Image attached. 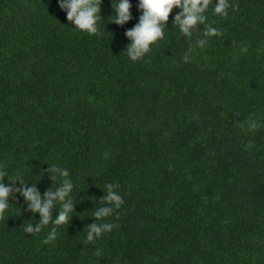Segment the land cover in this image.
I'll return each instance as SVG.
<instances>
[{
	"label": "trees",
	"instance_id": "1",
	"mask_svg": "<svg viewBox=\"0 0 264 264\" xmlns=\"http://www.w3.org/2000/svg\"><path fill=\"white\" fill-rule=\"evenodd\" d=\"M130 2L121 27L102 0L88 34L58 0H0V167L42 195L60 182L51 165L67 170L75 210L45 242L52 225L25 233L40 216L14 193L0 264H264V0H228L225 16L210 3L220 34L203 48L204 26L180 35L174 9L136 62ZM108 183L115 227L86 243Z\"/></svg>",
	"mask_w": 264,
	"mask_h": 264
},
{
	"label": "clouds",
	"instance_id": "2",
	"mask_svg": "<svg viewBox=\"0 0 264 264\" xmlns=\"http://www.w3.org/2000/svg\"><path fill=\"white\" fill-rule=\"evenodd\" d=\"M58 3L67 20L75 26L74 29L88 34L97 33L101 21L102 0H58ZM210 3L213 4L212 14L227 15L228 0H138L137 8L140 15L138 22L131 29L125 30V36L130 43L124 53L133 62L142 60L157 42L164 39L169 16L174 9L178 11L173 17L172 27L177 28L180 35L191 39L197 26H204L200 38L195 41L197 46L203 48L209 39L220 34L217 28L207 23ZM112 9L114 14L109 17L110 23L123 27L133 19L130 0H112ZM183 59H188L187 53ZM48 174L53 181L59 178L60 182L54 189H49L42 195L37 187H30L18 178H5L7 172L0 167V216L10 210L9 201L15 198L13 194H19L27 204L26 211L33 215L38 213L40 216L36 223H24L21 228L25 233L31 234L39 233L45 226L52 225L45 242L55 239L57 227L68 224L75 212L72 199L74 183L68 178L69 172L51 165ZM5 179L10 183L5 184ZM118 187L111 183L105 185L103 202L106 206L93 212V217L98 222L87 227L86 243H94L115 227L114 224L107 222L106 218L113 216L123 204V198L117 191ZM57 205L59 211L53 217L52 211Z\"/></svg>",
	"mask_w": 264,
	"mask_h": 264
}]
</instances>
